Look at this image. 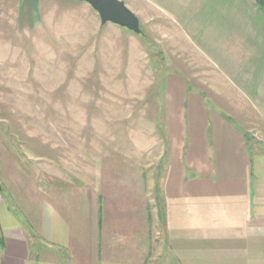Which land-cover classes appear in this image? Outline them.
<instances>
[{
  "label": "rangeland",
  "instance_id": "obj_1",
  "mask_svg": "<svg viewBox=\"0 0 264 264\" xmlns=\"http://www.w3.org/2000/svg\"><path fill=\"white\" fill-rule=\"evenodd\" d=\"M32 1L0 0V194L11 208L7 189L24 194L34 168L90 172L97 153L139 156L162 77L179 65L264 140V13L255 0H179V15L160 0H124L142 34L101 25L89 5L64 0L42 2L23 28L17 14Z\"/></svg>",
  "mask_w": 264,
  "mask_h": 264
},
{
  "label": "crops",
  "instance_id": "obj_2",
  "mask_svg": "<svg viewBox=\"0 0 264 264\" xmlns=\"http://www.w3.org/2000/svg\"><path fill=\"white\" fill-rule=\"evenodd\" d=\"M44 1L17 14L23 28ZM187 72L162 77L139 156L49 162L24 194L7 189L14 208L0 194V264H264V140Z\"/></svg>",
  "mask_w": 264,
  "mask_h": 264
},
{
  "label": "water",
  "instance_id": "obj_3",
  "mask_svg": "<svg viewBox=\"0 0 264 264\" xmlns=\"http://www.w3.org/2000/svg\"><path fill=\"white\" fill-rule=\"evenodd\" d=\"M87 3L98 15L100 24L111 23L126 28L135 34H142L137 15L124 0H77Z\"/></svg>",
  "mask_w": 264,
  "mask_h": 264
},
{
  "label": "trees",
  "instance_id": "obj_4",
  "mask_svg": "<svg viewBox=\"0 0 264 264\" xmlns=\"http://www.w3.org/2000/svg\"><path fill=\"white\" fill-rule=\"evenodd\" d=\"M257 6L263 11L264 13V0H255Z\"/></svg>",
  "mask_w": 264,
  "mask_h": 264
}]
</instances>
